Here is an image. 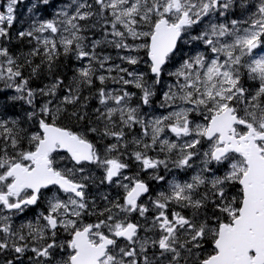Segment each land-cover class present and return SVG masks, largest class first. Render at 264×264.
Segmentation results:
<instances>
[{
    "label": "snow or ice",
    "instance_id": "obj_1",
    "mask_svg": "<svg viewBox=\"0 0 264 264\" xmlns=\"http://www.w3.org/2000/svg\"><path fill=\"white\" fill-rule=\"evenodd\" d=\"M0 264H264V0H0Z\"/></svg>",
    "mask_w": 264,
    "mask_h": 264
}]
</instances>
